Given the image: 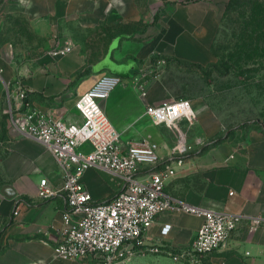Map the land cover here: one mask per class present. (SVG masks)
<instances>
[{
    "label": "crops",
    "instance_id": "0c3cea01",
    "mask_svg": "<svg viewBox=\"0 0 264 264\" xmlns=\"http://www.w3.org/2000/svg\"><path fill=\"white\" fill-rule=\"evenodd\" d=\"M227 2L0 0V27L10 18H25L37 28H50L64 19L106 37L102 54L93 59L79 45L61 56H40L37 64L41 70L28 79H17L13 64L0 56V264H108L95 255L78 260L55 257L54 247L65 226L67 202L63 195L41 199L38 185L43 177L60 185L62 169L48 147L34 137L19 134L1 108L4 98L8 99V90L15 103L16 93L24 84L30 89L33 107L67 122H81L75 101L105 72L123 78L103 106L125 143L146 138L160 147V162L142 165L138 178L145 181L153 171L174 166L176 174L167 181L165 193L205 210L239 215L229 243L205 256L203 262L264 264V135L256 131L246 137L238 134L203 153L186 154L183 165L178 166L173 152L181 134L186 144L193 146L215 137L221 124L201 110L200 117L190 113L179 119L176 129L155 124L146 113L147 104L158 105L171 97L162 81L147 76L148 68L165 55L200 64L211 62L212 43ZM197 30L200 41L206 35L210 37L207 47L199 46L197 40L192 43L191 35ZM201 49L210 53L202 54ZM141 82L146 84L145 96L138 87ZM86 173L83 181L92 193ZM107 174L108 193H92L95 201L108 200L123 188L120 177ZM5 185L12 186L9 196L2 192ZM18 206L20 211L15 214ZM203 221V213H161L143 235L134 260L140 264H170L178 260L172 253L192 243ZM166 225L170 227L168 233L163 231ZM157 246L160 252H152L151 248Z\"/></svg>",
    "mask_w": 264,
    "mask_h": 264
},
{
    "label": "built area",
    "instance_id": "2783aa9c",
    "mask_svg": "<svg viewBox=\"0 0 264 264\" xmlns=\"http://www.w3.org/2000/svg\"><path fill=\"white\" fill-rule=\"evenodd\" d=\"M71 49L72 46L67 44L53 54L61 56ZM122 82L121 76L105 72L91 88L80 94L75 108L82 117L81 122H67L33 107L29 100L30 89L24 84L16 93L15 103L11 101L12 93L8 90L6 113L12 124L19 134L43 142L62 169L60 185H54L46 177L41 178L38 185L41 199L63 195L67 202L63 214L65 226L61 230L60 241L54 247V255L65 260L95 255L108 264H140L134 260L137 247L157 216L165 211L182 210L203 213L204 221L192 243L172 255L182 264H202L205 256L229 243L240 217L228 212L205 210L165 193L167 181L176 174L174 166L153 171L145 181L138 178L142 165L152 166L160 162V147L146 138L125 143L121 132L107 115L103 101ZM138 87L145 96L146 84L138 83ZM192 109V100L187 98L146 105V113L155 124H166L176 129L179 128L178 120ZM188 150L181 134L173 152L178 166L183 165ZM90 168L120 177L123 188L108 200L95 201L83 181ZM19 211L20 206L15 214ZM169 230L168 225L163 228L164 233ZM151 251L159 253L160 248L152 247Z\"/></svg>",
    "mask_w": 264,
    "mask_h": 264
},
{
    "label": "rangeland",
    "instance_id": "374dc122",
    "mask_svg": "<svg viewBox=\"0 0 264 264\" xmlns=\"http://www.w3.org/2000/svg\"><path fill=\"white\" fill-rule=\"evenodd\" d=\"M257 1L254 6L247 9L244 16L235 15L225 22V28L220 35V55H230L233 51L236 55L238 52L247 54L241 49L245 47L244 43L252 26H247L243 21L244 17H252L255 11L264 10V1ZM0 28V56L13 64L17 79L22 76L24 77L22 79L32 77L41 70L37 64L40 56L53 54L67 44L72 47L79 45L92 59L100 56L106 45L104 34L88 32L77 23L64 19L58 20L53 27L37 28L25 18H10ZM262 31V40L258 43L257 52L255 50L253 56L243 59L242 62H238L237 58L219 59L212 54L211 62L200 64L188 58L179 59L165 55L160 56L161 60L148 68L147 76L159 79L169 89L171 97L168 101L178 98L190 99L193 102L190 113L200 117L202 110L207 113L206 117L212 115L216 123L222 126L221 131L211 140L193 146L188 145L187 154L203 153L208 146L238 134L246 137L249 132L256 131L264 135V29ZM196 33L191 35L192 43L197 40L196 43L203 47L210 42L207 35L200 41L197 38L200 35L199 30ZM204 50L201 49L199 52L210 53ZM230 66L233 67L228 71ZM1 108L2 111L8 109L6 97ZM207 141L210 143L206 144ZM87 171L86 182L92 193L107 194L110 184L108 172L98 168H90ZM170 264L182 263L180 260H173Z\"/></svg>",
    "mask_w": 264,
    "mask_h": 264
},
{
    "label": "trees",
    "instance_id": "16d2710c",
    "mask_svg": "<svg viewBox=\"0 0 264 264\" xmlns=\"http://www.w3.org/2000/svg\"><path fill=\"white\" fill-rule=\"evenodd\" d=\"M257 0H228L225 10L222 14L221 20H220V25L217 29L214 41L212 43L211 51L212 53L217 56L219 59L221 58H237L238 62H242V60H246L249 57L253 56V52L256 50L257 46L259 45L260 41L262 40V34H263V29H264V10L262 12L260 11H255V13L252 14V17H244V23L247 26H252L250 30V34L248 35V38H246V42L244 43V49L242 48L241 50L246 51L247 54H244L242 52H238V55H236V52L233 51L230 53V55H220L219 49L221 47L220 44V35L222 33L223 28H225V22L228 19H231L235 15H241L244 16L247 12V9L255 5V2ZM264 1V0H263ZM257 3H260L257 1ZM248 30V29H247ZM257 52V50H256ZM241 54V55H240ZM233 66H230L228 68V71L230 68ZM211 146V145H210ZM208 146V148H210Z\"/></svg>",
    "mask_w": 264,
    "mask_h": 264
},
{
    "label": "water",
    "instance_id": "95a60500",
    "mask_svg": "<svg viewBox=\"0 0 264 264\" xmlns=\"http://www.w3.org/2000/svg\"><path fill=\"white\" fill-rule=\"evenodd\" d=\"M11 189H12V186H11V185H5V186L2 188V192H3L5 195L9 196L8 191H10Z\"/></svg>",
    "mask_w": 264,
    "mask_h": 264
}]
</instances>
